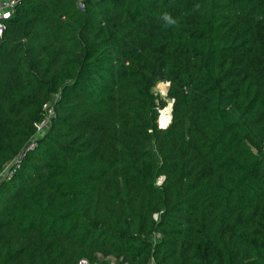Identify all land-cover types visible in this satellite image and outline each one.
I'll return each mask as SVG.
<instances>
[{
    "label": "trees",
    "instance_id": "obj_1",
    "mask_svg": "<svg viewBox=\"0 0 264 264\" xmlns=\"http://www.w3.org/2000/svg\"><path fill=\"white\" fill-rule=\"evenodd\" d=\"M81 260L264 264V0H18L0 264Z\"/></svg>",
    "mask_w": 264,
    "mask_h": 264
},
{
    "label": "built area",
    "instance_id": "obj_2",
    "mask_svg": "<svg viewBox=\"0 0 264 264\" xmlns=\"http://www.w3.org/2000/svg\"><path fill=\"white\" fill-rule=\"evenodd\" d=\"M18 0H0V37L2 36L6 21L13 15L14 8ZM52 114V110L49 109L45 119L37 126L38 132H41L45 126H48L49 117ZM79 264H86L85 260H81Z\"/></svg>",
    "mask_w": 264,
    "mask_h": 264
},
{
    "label": "bare ground",
    "instance_id": "obj_3",
    "mask_svg": "<svg viewBox=\"0 0 264 264\" xmlns=\"http://www.w3.org/2000/svg\"><path fill=\"white\" fill-rule=\"evenodd\" d=\"M165 90H166V88H165ZM158 119H159V123L161 126L164 127L166 124H168V122H169V108H168V106L164 110L160 111V115H159Z\"/></svg>",
    "mask_w": 264,
    "mask_h": 264
},
{
    "label": "rangeland",
    "instance_id": "obj_4",
    "mask_svg": "<svg viewBox=\"0 0 264 264\" xmlns=\"http://www.w3.org/2000/svg\"><path fill=\"white\" fill-rule=\"evenodd\" d=\"M166 86V83H159V84H157V86L154 88V91L155 92H158V93H160L161 95H162V93H164L165 92V87ZM165 109V108H164ZM163 109V110H164ZM47 126H45L43 129H42V133L44 132V131H46L47 130Z\"/></svg>",
    "mask_w": 264,
    "mask_h": 264
},
{
    "label": "water",
    "instance_id": "obj_5",
    "mask_svg": "<svg viewBox=\"0 0 264 264\" xmlns=\"http://www.w3.org/2000/svg\"><path fill=\"white\" fill-rule=\"evenodd\" d=\"M168 87H169V83H166V90H165V92L162 93V94H166V92H167V90H168ZM171 105H172V102H170L169 105H168V108H169V121H170V118H171V116H170ZM168 123H169V122H168ZM157 124H158V126H159L160 128H165V127L168 125V124H166L164 127L161 126L160 123H159V119L157 120Z\"/></svg>",
    "mask_w": 264,
    "mask_h": 264
},
{
    "label": "clouds",
    "instance_id": "obj_6",
    "mask_svg": "<svg viewBox=\"0 0 264 264\" xmlns=\"http://www.w3.org/2000/svg\"><path fill=\"white\" fill-rule=\"evenodd\" d=\"M163 19L166 21V23H167L168 25H174V24L176 23V21L173 20V19L171 18V16L168 15L167 13L164 14Z\"/></svg>",
    "mask_w": 264,
    "mask_h": 264
}]
</instances>
